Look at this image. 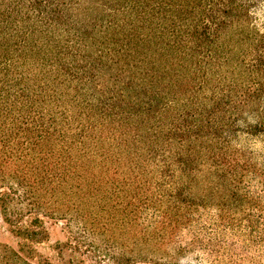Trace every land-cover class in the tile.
I'll use <instances>...</instances> for the list:
<instances>
[{
    "label": "trees",
    "instance_id": "obj_1",
    "mask_svg": "<svg viewBox=\"0 0 264 264\" xmlns=\"http://www.w3.org/2000/svg\"><path fill=\"white\" fill-rule=\"evenodd\" d=\"M0 221V264H264V0H0Z\"/></svg>",
    "mask_w": 264,
    "mask_h": 264
},
{
    "label": "rangeland",
    "instance_id": "obj_2",
    "mask_svg": "<svg viewBox=\"0 0 264 264\" xmlns=\"http://www.w3.org/2000/svg\"><path fill=\"white\" fill-rule=\"evenodd\" d=\"M47 232H48V241L45 242L40 248L44 253L51 252V249L54 248L58 243H61L65 240V233L63 226L58 223H47ZM0 243H5L9 245H15L16 240L7 232L6 227L0 221ZM182 264H197L196 261H185L184 259L181 262Z\"/></svg>",
    "mask_w": 264,
    "mask_h": 264
}]
</instances>
